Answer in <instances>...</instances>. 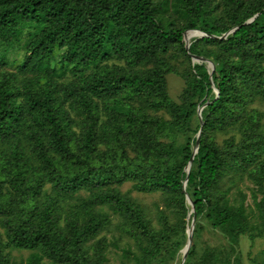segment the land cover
Segmentation results:
<instances>
[{"label":"trees","instance_id":"16d2710c","mask_svg":"<svg viewBox=\"0 0 264 264\" xmlns=\"http://www.w3.org/2000/svg\"><path fill=\"white\" fill-rule=\"evenodd\" d=\"M193 224L184 264L264 238V0H0V264H182Z\"/></svg>","mask_w":264,"mask_h":264},{"label":"rangeland","instance_id":"374dc122","mask_svg":"<svg viewBox=\"0 0 264 264\" xmlns=\"http://www.w3.org/2000/svg\"><path fill=\"white\" fill-rule=\"evenodd\" d=\"M196 33H189L186 36V40L191 43V41L195 38H197ZM183 86V82L181 79H179L176 76H169V92L171 97L174 100H177V97L180 94V90ZM250 186V185H249ZM252 187V186H250ZM124 191H130L131 190V185L127 184L123 188ZM132 196L137 199L140 203L144 204L148 209L154 210L155 204L158 203V197L156 195H141L136 192H132ZM261 198V196H260ZM248 203L249 205L252 206L253 210H255V207L252 204V199L249 194L248 198ZM214 242H217L216 237H213L211 234L205 232L204 237H203V244L204 247L206 245H213ZM113 250V249H112ZM240 250L242 252V263L243 264H261L263 260V252H264V238L262 239H257L254 242L250 241L249 238H245L241 240L240 244ZM115 251V250H114ZM114 251L111 252L109 256V264H119L120 263V257L119 253H115ZM13 258L15 261L18 263H21L22 261H25L28 256L29 252H19V251H14L12 253Z\"/></svg>","mask_w":264,"mask_h":264},{"label":"water","instance_id":"95a60500","mask_svg":"<svg viewBox=\"0 0 264 264\" xmlns=\"http://www.w3.org/2000/svg\"><path fill=\"white\" fill-rule=\"evenodd\" d=\"M254 20H255V18H253L252 20H250L248 23H250V22H252V21H254ZM235 30H236V29H234L233 31H231V32H229V33H227V34H225L224 37H222V39H223V38H227L230 34L234 33ZM193 33H196L195 36H196L197 38H204V37H207V36H208L207 34L202 33V32H200V31H193ZM212 37H213V38H216L215 36H212ZM220 39H221V38H220ZM184 41H185V43H186V50L189 51V50H190V47H191V43H190L189 41L186 40V37H185ZM192 59H193V61H194L195 63H201V62L206 63L208 69L211 70L212 72L214 71V65H213V63H212L211 61L206 60V59L201 58V57H197V56H192ZM207 105H208V103H207L203 108L200 109V111H199V115H200V117H201V115H202V111H203V109H204ZM201 132H202V131H200V133H199V135H198V140H197V143H196L195 152L193 153V156H192V158H191V160H190V162H189V164H188V166H187V168H186V171H187V179H186V182L184 183V190H185V188H186V186H187V182H188V179H189V175H190V173H191V169H192V166H193V162H194L195 156L197 155L198 150H199V147H200V142H201ZM187 198H188L189 205L192 207V211H191L190 215L188 216V219H190V216H191V214L193 213V204H192V202H191V200L189 199L188 196H187ZM193 231H194V224L192 225V228H189V230H188V232H187V234H188V241H187V244H186L185 249L183 250V261H182V264L185 263L186 258H187V255H188L189 250H190V248H191V245H192V242H193Z\"/></svg>","mask_w":264,"mask_h":264}]
</instances>
